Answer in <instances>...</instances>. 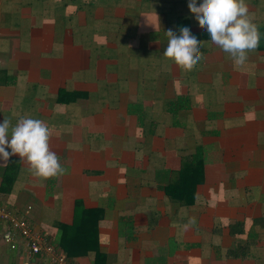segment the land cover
<instances>
[{
	"label": "crops",
	"instance_id": "1",
	"mask_svg": "<svg viewBox=\"0 0 264 264\" xmlns=\"http://www.w3.org/2000/svg\"><path fill=\"white\" fill-rule=\"evenodd\" d=\"M188 2L0 0V123L44 121L64 168L0 162V206L69 264H264V0H246L260 41L243 65ZM181 27L202 45L191 71L163 54ZM26 259L54 264L0 219V264Z\"/></svg>",
	"mask_w": 264,
	"mask_h": 264
},
{
	"label": "clouds",
	"instance_id": "2",
	"mask_svg": "<svg viewBox=\"0 0 264 264\" xmlns=\"http://www.w3.org/2000/svg\"><path fill=\"white\" fill-rule=\"evenodd\" d=\"M187 6L195 14L198 25L209 33L211 42L237 64L243 65L248 53L258 47L259 29L249 15L246 0H202L199 5L196 0H189ZM179 32V35L171 29L165 32L168 43L163 54L185 71H191L203 59L201 41L188 27H181ZM50 139L48 126L42 120L20 116L12 125L11 120L4 119L0 123V162L6 163L18 155L36 177L61 175L64 168L50 147Z\"/></svg>",
	"mask_w": 264,
	"mask_h": 264
},
{
	"label": "built area",
	"instance_id": "3",
	"mask_svg": "<svg viewBox=\"0 0 264 264\" xmlns=\"http://www.w3.org/2000/svg\"><path fill=\"white\" fill-rule=\"evenodd\" d=\"M29 208V206H28ZM0 219H8L11 222V226L18 230L23 242L28 248L30 254L35 255L39 253H45L49 255V258L54 264H69L65 254L56 250L53 246L45 243L40 235L34 232L29 222L25 217H14L5 208L0 206ZM8 235V234H7ZM10 240V236L6 237V241ZM11 246H14L13 244ZM23 264H32L31 260L26 259Z\"/></svg>",
	"mask_w": 264,
	"mask_h": 264
},
{
	"label": "trees",
	"instance_id": "4",
	"mask_svg": "<svg viewBox=\"0 0 264 264\" xmlns=\"http://www.w3.org/2000/svg\"><path fill=\"white\" fill-rule=\"evenodd\" d=\"M179 186V185H178ZM177 184L172 183L169 184L166 188V192L170 195L172 198H176L177 195H180V190H178ZM173 192H176L177 194H173ZM183 204H190L194 201L193 196L185 199L180 200ZM65 230V246H62L63 251L68 256H74L76 253V249L73 247L75 240L80 236V227L77 222L74 221V223L67 225Z\"/></svg>",
	"mask_w": 264,
	"mask_h": 264
}]
</instances>
